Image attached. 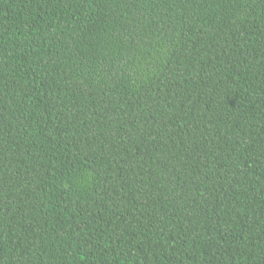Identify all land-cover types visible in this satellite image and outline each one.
I'll list each match as a JSON object with an SVG mask.
<instances>
[{
    "label": "trees",
    "instance_id": "16d2710c",
    "mask_svg": "<svg viewBox=\"0 0 264 264\" xmlns=\"http://www.w3.org/2000/svg\"><path fill=\"white\" fill-rule=\"evenodd\" d=\"M0 264H264V0H0Z\"/></svg>",
    "mask_w": 264,
    "mask_h": 264
}]
</instances>
